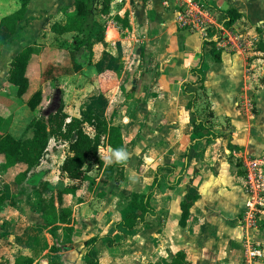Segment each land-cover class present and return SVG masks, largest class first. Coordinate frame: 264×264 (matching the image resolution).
Instances as JSON below:
<instances>
[{
    "label": "rangeland",
    "instance_id": "rangeland-1",
    "mask_svg": "<svg viewBox=\"0 0 264 264\" xmlns=\"http://www.w3.org/2000/svg\"><path fill=\"white\" fill-rule=\"evenodd\" d=\"M195 3L152 0L145 23L141 21L131 39L124 29L122 40L110 48L100 36L91 61L79 66L70 50L73 37L66 38L59 44L66 49L58 59L60 65L49 64L44 82L60 78L67 71L73 76H64L68 78L63 84L60 81L73 116L84 117L98 106L109 119L127 106L130 131L137 129L134 134L126 129L132 136L125 148L128 159L118 163L114 152L102 147L106 162L111 159L117 169L126 168V190L147 192L157 171L161 180L153 199L158 215L151 219L149 228L127 233L123 244L111 247L106 236L116 235L115 225L129 206L121 196L123 190L116 188L114 180L106 179L104 169L94 165L92 180L84 184L81 196L69 197L74 206L75 240L62 249L66 264H83L86 241L94 235L103 237L96 251L103 264H172L178 250L186 252L189 264H264V90L256 96L262 119L257 118L261 111L254 102L257 86L264 85V53L256 51L255 46L260 39L257 29L264 31V23L252 25L246 19L241 32H234L236 39L221 43L227 61L230 56L240 58L237 65L233 64L236 71L229 84L230 88H239L241 83L240 89L233 99L228 93L224 95V112L214 109L221 115L214 120L215 130L230 139L192 144V120L187 108L190 97L183 92V85L193 79L189 69L200 62L204 41L211 39L210 31L222 28L204 11V5L199 9ZM166 5L170 11L161 19L158 15ZM249 7L253 14L260 9L255 3ZM99 17L100 31L109 20ZM114 22L118 27L123 25ZM109 31V41L117 40L114 30ZM103 60L106 66L122 67L121 77L107 93L101 92L99 81L94 86L95 72ZM214 65L208 54L205 70H212ZM64 71L66 74H59ZM81 87L89 92L79 102L75 99L80 97ZM59 98L57 92L52 97L47 95L46 107L40 105L35 114L57 110ZM206 108L205 101L199 100L198 109ZM31 134L23 123H18L14 131L17 138ZM67 155L69 145L51 139L46 159L25 182L12 190L0 189L7 197L0 205V264H6L9 255L15 259L23 254L40 259L42 264L51 260L60 264V257L50 248L66 244L61 243L63 231L55 232L47 226L41 210L49 206L57 190L71 183L60 170ZM189 194L195 196L194 205L191 218L182 226L180 204ZM80 197L82 205H78ZM118 235L113 237L118 239Z\"/></svg>",
    "mask_w": 264,
    "mask_h": 264
},
{
    "label": "trees",
    "instance_id": "trees-1",
    "mask_svg": "<svg viewBox=\"0 0 264 264\" xmlns=\"http://www.w3.org/2000/svg\"><path fill=\"white\" fill-rule=\"evenodd\" d=\"M100 0H75L74 12L68 15V20L64 25H56L55 31L62 35L74 33L73 51L75 53V62L78 65L88 64L93 57L94 36L96 26L95 12L98 9ZM112 0H103L101 11L109 13ZM22 8L2 19L0 24V58L2 50L7 40L4 30L10 34H15L18 23L24 18L29 0H22ZM201 7L206 4L210 10L219 13L224 18L223 26L231 30L234 25L243 17H246L238 9L231 8L227 10L219 9L209 0H196ZM118 22L128 26L127 19L120 16L116 17ZM262 35V30L258 29ZM211 39L204 41L201 53V60L198 65L190 67V74L193 79L186 81L183 85L184 93L190 97L187 102V108L191 113L193 141L214 142L219 138L230 139L218 133L214 128V120L219 116L213 109L211 94L206 86L205 58L207 55L206 46L210 49L215 63L222 62L223 48L220 43L224 39L223 29L213 28L210 31ZM256 51L264 52V37L261 36L255 44ZM36 48L28 46L18 54L12 62L9 82L17 86L18 97L24 96L30 86V80L27 76V67ZM51 68V67H49ZM49 68L44 72L46 76ZM58 70V68H57ZM122 72V67L118 69H104L99 74V82L102 93H107L116 83ZM70 73V71H67ZM56 78V77H55ZM54 78V79H55ZM193 89V90H192ZM203 99L207 104L206 110L198 109L199 100ZM44 102L42 90L34 93L28 100L27 105L32 111H36ZM29 128L33 130V136L25 139H18L13 136L6 125L5 119L0 116V162H2V171L6 178L17 184L26 181L31 171L40 166L46 159L48 147L51 139H60L69 145V155L64 159L60 170L61 174L66 176L72 182L65 188L56 191L48 207H43L41 212L45 216L46 225L53 231H63L65 242H71L74 233L72 226L73 205L69 197L81 196L86 182L92 180L90 172L94 165L104 169V176L107 179H115L116 184H120L125 179L124 168H116L112 164H106L101 148L111 147L114 151L125 149L124 134L119 126L114 125L108 119L102 117L95 111H90L84 117L70 116L64 110V102L61 101L60 107L56 111L47 114H41L36 117ZM232 128V125L231 127ZM92 160V161H91ZM18 169L20 171H18ZM11 176H13L11 178ZM160 174L156 172L153 181V187L147 192H136L123 190L121 196L125 202L133 209L126 211L125 216L115 225L118 231V239L107 235V244L111 247H118L125 242L127 233H133L149 226L151 219L157 216V210L153 205L154 195L157 189H160ZM173 186V185H171ZM195 196L189 194L181 202L182 218L181 225L187 223L190 217V210L194 205ZM7 197L0 190V205L6 201ZM82 200V197H80ZM84 201V200H82ZM81 201V202H82ZM103 237L95 235L87 241L86 264H100V259L94 254V249L101 242ZM50 251L58 253V247H51ZM55 261L51 260L50 264ZM6 264H40L36 262L32 255H20L15 259H8ZM172 264H189L187 254L181 250L173 254Z\"/></svg>",
    "mask_w": 264,
    "mask_h": 264
},
{
    "label": "crops",
    "instance_id": "crops-1",
    "mask_svg": "<svg viewBox=\"0 0 264 264\" xmlns=\"http://www.w3.org/2000/svg\"><path fill=\"white\" fill-rule=\"evenodd\" d=\"M145 1H147V0H112L111 4H110L109 13H107V14L103 13L101 11L103 0L99 1L98 9L95 12L96 26H95V36H94V43L95 44H94V48H93V55L95 54V49H96V46L98 45V38L100 36L102 37V39H104V41L106 40L105 42L110 43V44H108L110 46V48L112 46H115L119 40H122V38H123L122 37V33H123L122 31L124 29H126V32L129 34V39H131L132 36H135L136 29H137V27H139L141 25V21H143L142 23H145L146 11L149 10L151 3H152V0H148L150 3H147V4L145 3ZM177 1H179V0H177ZM186 1L191 2V0H186ZM193 1L196 2V0H193ZM209 2L213 3L219 9H222V10L236 8L242 14H244L246 16V17H243L240 21H238L234 25L233 29L228 30L222 24L224 21V18L222 17V15L210 10V8L206 4H204V7H205L204 11H206L211 17H213V19L215 20V22L217 24H221L222 28H219V29H223V31H224L223 41L229 40V39H231V40L234 39L235 38L234 32L235 31L241 32L242 27H244L243 22L246 19L248 21H250V24H252V25H255L257 23H264V0H209ZM251 3L258 4V6L260 7L259 11L256 14H253L252 11L250 10L249 4H251ZM74 4H75V0H29V4L27 7L26 14H25L24 18L18 23V27H17L15 34H10L7 32V30L3 29L7 42L3 47L2 55L0 58V116H2L5 119L6 125H8V130L13 136H14V131L16 130V128L18 126V123H23L26 126V129L28 128L32 132V134L28 137L33 136V130L29 128V125L31 124V122L36 117H39V116H38V113H37V115L35 114V112L37 110L32 111L31 108L27 105V102L31 98V96L39 90L43 91L44 101H45L47 95H48V97H52V96H55L56 92L60 93V98L58 100L59 101L58 108L60 107L61 101L63 100L64 110L69 115L72 114L67 109L68 108L67 99L66 98L64 99V92H65L64 87L62 85H60V81L63 84V81L66 80V78H68V77L73 78V76H71V73L66 74L65 71H64V73H59V74H66V75H62V76H60V78L56 77L52 81L47 80L44 82L43 77H44V72L49 67V64L55 63L57 65H60L61 61H59L58 59L60 58V55L62 53H66V49H62V47L59 45L60 42L66 40V38L73 37V39L69 40V43L71 44V46H73L75 34L74 33H66V34L60 35L55 31V26L58 24L64 25L67 22L68 15H71L70 11H72V10L75 11L74 10ZM22 6H23L22 0H0V24H1V21L4 17L9 16V15L19 11L22 8ZM194 7L202 9V6L200 7L197 2L195 3ZM169 11H170L169 5H166V7H162V10L160 11V13H159L160 15H158V17H160L162 19L164 14H166ZM177 15H178V13H177ZM99 16H101L105 19L108 18V20H109L108 25L105 26V28H103V30L101 29L100 31H99V21H100ZM112 16H115V18H114L115 20L111 19ZM117 16H120L123 19H127L128 26H126L124 24L121 25L120 24L121 22H118L116 20ZM215 16L218 18H216ZM114 21H116L118 24H120V27H118ZM153 25H155V24H153ZM110 29L114 30L113 36H117V40L109 41V38H110V31L109 30ZM258 29H257V31H258ZM46 34H47V36H46ZM52 34H56V35H53V36H55V38H52ZM259 35H260V38H261V36L264 37V31L262 30V35H261V33H259ZM221 43H220V47L223 48V53H224V47ZM28 46H33L36 48V53L32 55L30 62L28 64V67H27V72H26L27 76L29 77V80H30V86H29L27 93L24 96L18 97V94H17L18 88H17V86H15L9 82V75H10V70H11L13 60L15 59V57L18 54H20V52H22V50L24 48H26ZM70 50L72 51V53H74L73 48H70ZM208 51L206 49L207 55L209 54ZM260 53H264V52H260ZM226 55L227 54L225 51V54H223V57H222V62H219V63L214 62L215 65L212 68V70H211V68H208L207 70H205L206 71V86L208 87L210 94H211V100L213 102V109H216L220 113L224 112L226 110V107L223 106V104L225 102V99H224L225 96L224 95H226L228 93L229 94L228 96H231L233 99L235 93L241 87V83L239 84V88L234 86V85L231 88L229 86L230 81L233 78V76L235 75V71H236L234 69L233 64L237 65L238 64L237 62L240 61V58H236V57L233 58L232 56H230L231 59H229L227 61ZM122 59L124 60L125 56H122ZM74 61H75V53H74ZM75 64L78 65L76 62H75ZM198 64H194V66H196ZM79 66H85V65H79ZM223 67H225L226 69L222 70ZM98 68H99L98 71L95 72L96 76L94 77V86H96L98 81H99V74H100L101 70L115 69L112 66L111 67L106 66L104 64V60L100 61ZM58 72H60V69H58ZM189 72H190V69H189ZM64 76H68V77H64ZM187 81H189V80H187ZM49 82H52L54 84L49 83ZM99 88H100V85H99ZM257 88H256L257 91L255 94L254 102L258 106L259 112L261 111L260 112L261 114L258 115L257 118L262 119L263 110L261 107H259V105L257 103L256 96H257V93L263 92L264 85H258ZM65 90H66L67 95L70 94L69 89L65 88ZM48 91H49V93H48ZM229 91H230V93H229ZM88 92H89L88 88H86V91H85V89H82V87H81V90H80L81 95L79 98H77L75 100L76 101L79 100V102H80V100L83 99V94L88 95ZM183 92H184V89H183ZM232 104H233V102H232ZM41 106L43 108L46 107V106H44V102L42 103ZM124 108H126V109H124ZM124 108H121L120 110L116 111L115 114L113 115V117H110L109 119L107 118V116L100 113L101 110L98 106L95 107V109H93L92 111L97 112L99 115L108 119L114 125L119 126L121 128V130L124 134L125 148H126L128 142L130 141V138L132 136L126 130V129H129V131H130V124H129L130 119L127 116V106H125ZM54 111H56V110H54ZM21 113H23V114H21ZM47 113L48 112L43 111L42 113L40 112V115L41 114H47ZM73 115L74 114H72L70 116H73ZM217 115L221 116L219 114H217ZM75 116H77V115H75ZM22 117H26V118L22 120ZM126 121H127V123H126ZM136 130L137 129L135 127V129L130 131V132H132L134 134L136 132ZM23 135H24V133H23ZM28 137L22 136L21 138H18V139H25ZM218 140H216V141H218ZM106 148L109 149L110 151L114 152V150L111 147L106 146ZM101 151H102V148H101ZM103 156L105 158L104 154H103ZM0 164H1L0 166L2 167V162H0ZM106 164H109V163L106 162ZM124 170H125V179L119 185L116 184L114 178L108 179V180H114L116 188H119L120 191L128 189L127 183H129V181L127 180L126 168H124ZM2 173H3L2 175L0 174V180L2 182L0 189H2V188L7 189V187H9V189L12 190V189H14V186L19 185V184L13 182L12 180L6 178L4 175L5 173L3 171H2ZM89 174L92 177L91 172ZM155 177H156V174H155ZM154 178H153V181H154ZM135 190H136V192H139L138 189H135ZM159 190L160 189L156 190L155 195L158 193ZM106 201H108V199H106ZM83 202L84 201H82V202L80 201L78 203V205L84 204ZM191 209H193V207ZM73 210H74V206H73ZM180 210H181V218H182L181 204H180ZM127 211H133V209H131V207L129 206V210H127ZM157 213H158V211H157ZM73 215H74V213H73ZM189 218H191V214H190ZM153 219H155V218H153ZM180 221H181V219H180ZM72 226H73V224H72ZM143 228H145V227H143ZM146 228H149V226H147ZM59 231H61V230H59ZM118 234H120V233L117 231L116 235H118ZM62 235H63V237L61 239V243L63 242L66 244L65 245L58 244V247H59L58 253H53V252H51V253L56 254L57 256L60 257V259H61L60 264H66L65 259L62 255L63 254L62 249L64 246L72 244L75 240V236H74V239L72 236V241L67 243L64 240L63 232H62ZM116 235H113V236H116ZM87 241H86V247H87ZM96 251H98L97 247L94 249V254L100 259V264H103V260L100 258V256H98L96 254ZM178 251H181V250H178ZM86 253H87V251H86ZM86 253L84 255L83 264H86ZM10 258H12L11 255L6 257L7 260ZM187 258H188V256H187ZM188 261H189V258H188ZM36 262H39L40 264H42V261L40 259H36ZM48 264H50V261L48 262Z\"/></svg>",
    "mask_w": 264,
    "mask_h": 264
},
{
    "label": "clouds",
    "instance_id": "clouds-1",
    "mask_svg": "<svg viewBox=\"0 0 264 264\" xmlns=\"http://www.w3.org/2000/svg\"><path fill=\"white\" fill-rule=\"evenodd\" d=\"M113 156L115 158V161L118 162V163L119 162H123V161L128 159V153L125 150H123V149L115 150L114 153H113ZM107 163L111 164L112 160L109 159L107 161Z\"/></svg>",
    "mask_w": 264,
    "mask_h": 264
}]
</instances>
